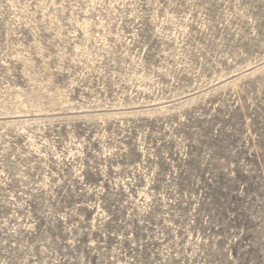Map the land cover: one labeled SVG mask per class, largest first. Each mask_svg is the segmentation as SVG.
I'll use <instances>...</instances> for the list:
<instances>
[{"label":"rangeland","instance_id":"obj_1","mask_svg":"<svg viewBox=\"0 0 264 264\" xmlns=\"http://www.w3.org/2000/svg\"><path fill=\"white\" fill-rule=\"evenodd\" d=\"M0 264H264V0H0Z\"/></svg>","mask_w":264,"mask_h":264}]
</instances>
